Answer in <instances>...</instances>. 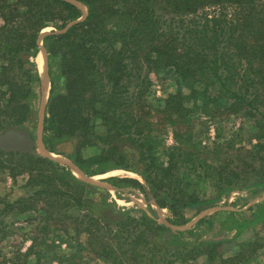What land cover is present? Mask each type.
<instances>
[{"label":"trees","instance_id":"trees-1","mask_svg":"<svg viewBox=\"0 0 264 264\" xmlns=\"http://www.w3.org/2000/svg\"><path fill=\"white\" fill-rule=\"evenodd\" d=\"M74 1L87 10L83 21H78L82 17L80 8L67 1L0 0V54L1 57H10L17 70H24L27 84V89L19 92L16 99L12 96L5 106V109L21 110L23 114L8 115V121L1 124L3 127H23L28 120L25 114L29 112L31 102L40 96L39 72L29 59L25 61L22 57L34 58L38 54L36 40L43 29L52 27L62 31L78 21L63 34L45 36L42 42L49 60L50 79L43 141L51 152L59 154L55 147L63 140L70 139L76 145L75 132L93 129L84 126L85 129L81 130L82 126L78 125L77 129L65 132L61 126L58 127L55 110L61 105V110L69 109L72 114L81 111L101 113L102 120L109 123L107 131L111 134V150L130 146L139 161L143 160V149H137L133 140L124 138H129L132 132L140 135L132 107L144 94L141 86L146 84V78L142 76V68H170L179 83L188 89L193 88L194 94H198L194 88L202 84L204 89L217 87L223 97L231 100L232 107L255 122L259 138L255 152L257 155L264 153V0ZM52 59L58 63L55 77L51 75ZM26 67L30 70H25ZM169 98L178 105L171 111L180 109L181 91ZM74 99L84 102L82 106L77 104L79 110L72 106L68 108V103ZM71 159L87 177L103 175L119 167L142 175L155 204L170 213L168 222L177 227L185 226L189 215H197L212 207L219 199L238 190L242 183L236 172L229 170L226 174L225 169H214L205 161L191 159L188 153L179 151L169 154L167 167L158 168L161 177L168 179L172 172L185 169L186 175L194 174L199 182L214 189L211 198L177 196L167 192L147 176L145 166L142 171L135 170L132 166H119L113 160H103L100 156L83 159L76 154ZM42 160L33 154L0 151V173L9 171L14 179L33 171V166ZM56 169L62 170L61 177L68 184L87 186L70 171L58 165ZM30 179L32 184L37 181L36 177ZM107 182L116 188L143 191L135 180L111 178ZM73 201L78 207L86 205L75 198ZM16 205L8 204L0 211V219L7 208L12 210ZM26 208L22 209L24 213L31 209ZM98 216L102 228L95 231L86 228L85 231L92 241L104 248L99 256L118 262L121 257L142 259L145 252L149 257L148 264H153L155 255L163 252L167 245L163 235L169 231L168 228L147 216L141 220L145 231L137 234L131 217L122 216L120 220L111 221L103 217V213ZM204 222L207 219L199 220L198 225ZM123 223H126L125 228ZM197 229L178 233L177 243L184 245L187 242L184 237L188 235L198 241ZM109 241L118 245V252L104 245ZM216 244L219 243L200 242L198 245L208 247ZM0 264L12 262L3 259Z\"/></svg>","mask_w":264,"mask_h":264},{"label":"rangeland","instance_id":"rangeland-1","mask_svg":"<svg viewBox=\"0 0 264 264\" xmlns=\"http://www.w3.org/2000/svg\"><path fill=\"white\" fill-rule=\"evenodd\" d=\"M74 3L82 11L79 20L83 21L87 10L78 2ZM63 33L47 27L39 33L36 44L43 47L45 36ZM1 56L0 134L7 129H25L33 138L37 137L47 150L43 141V121L50 79L48 77L49 87L43 105L40 135L37 126L42 91L40 86L39 98L31 102V108L25 114L27 123L21 128L3 127L1 124L8 121V115L23 114L21 110L5 109V106L12 96L16 99L19 92L26 90L27 84L24 70H17L16 63L11 62L10 57ZM35 58L29 57V61L36 67ZM46 62L48 72L49 60ZM57 69V60L52 59L53 77L57 75ZM142 69V76L146 78V84L141 86L144 94L132 107L140 135L132 132L129 138H124L133 140L137 149H143V160L139 161L130 146L111 150V134L107 131L109 123L102 120L101 113L87 114L81 111L72 114L69 109L61 110V105L58 106L55 110L58 123L55 124L65 132L77 129L78 125L82 126L81 130L85 129L84 126L93 129L75 132L76 145L68 139L55 147L59 152L63 142H71L73 148L70 156L60 151L54 154L58 157H44L36 147V152L31 154L43 160L33 166V171L14 179L9 171L0 173V211L8 204L17 203L12 210L7 208L0 219V260L5 259L12 264H148L149 257H146L145 252L142 259L121 257L118 262L98 255L102 254L104 248L92 241L85 229L95 231L102 228L98 215L103 213V217L111 221L120 220L122 216L131 217L135 221L133 226L136 234L145 231L141 222L145 216L168 228L169 231L163 235L167 245L163 252L155 255L153 264H264V153L257 155L255 152L259 142L255 122L232 107L231 100L223 97L217 87L204 89L202 84L194 88L198 91V94H194L191 91L193 88L188 89L179 83L170 68ZM25 70L30 68L26 67ZM179 91L182 96L178 101L180 109L171 111L172 107L178 105L169 96ZM77 104L82 106L84 102L74 99L68 103V108L72 106L79 110ZM97 137L101 140H97ZM141 145L143 147H138ZM62 149L67 150L65 147ZM178 151L181 154L188 153L191 159L203 160L214 169H225L226 174L229 170L236 172L242 181L238 190L219 199L212 207L197 215H189V222L182 227L168 222L171 216L166 209H162L160 215L154 211L150 203L154 200L142 175L119 167L85 179L70 163L71 158L78 154L83 159L100 156L103 160L110 159L119 166H132V169L140 171L145 166L147 176L167 192L177 196L185 194L211 198L214 189L199 182L194 174L186 175L185 169L172 172L168 179L161 177L158 168L167 167L169 154ZM132 153L136 159L131 156ZM57 165L70 171L87 186L68 184L61 177L62 170L56 169ZM126 173L132 175L127 176ZM32 177L37 178L35 184L30 182ZM111 178L135 180L143 191L113 187L107 182ZM74 198L86 205L76 206ZM26 207L31 209L24 213L22 209ZM203 219H207V222L198 225V221ZM122 225L125 228L126 223ZM194 228H199L195 231L198 241L188 235L184 237L187 242L179 245L177 234ZM200 242L219 244L205 247L198 245ZM104 245L118 252L115 242L109 241ZM147 248L151 249L150 246Z\"/></svg>","mask_w":264,"mask_h":264},{"label":"water","instance_id":"water-1","mask_svg":"<svg viewBox=\"0 0 264 264\" xmlns=\"http://www.w3.org/2000/svg\"><path fill=\"white\" fill-rule=\"evenodd\" d=\"M66 1L69 3L75 4L74 1H71V0H66ZM78 21H80V20H78ZM78 21H76V22H78ZM76 22H73V23L67 25L64 30L60 31V33H63L64 31H66L72 24H74ZM37 46H38L39 52H40V48H43V47L40 45H37ZM43 50H44V48H43ZM28 59H29V56H23V60H28ZM46 60H47V55H46ZM46 67H47V62H46ZM47 76H48V72H47ZM40 88H41V86H40ZM41 95H42V93H41ZM41 99H42V96H41ZM38 143H39L38 138L37 137L33 138L32 135L25 129H7L3 133L0 134V151L5 152V153L18 152V153L31 154V153L36 152V147L38 146ZM61 146L65 147L67 150L60 149V151L63 152L64 154L70 156L72 153L73 144L71 142H67V143L61 144ZM42 147L45 151H47L44 148L43 143H42ZM47 152L55 154L54 152H51V151H47ZM131 156L134 159H136V156L133 153L131 154ZM70 163L80 171V169L76 165H74V163H72L71 161H70ZM85 177H87V176H85Z\"/></svg>","mask_w":264,"mask_h":264},{"label":"bare ground","instance_id":"bare-ground-1","mask_svg":"<svg viewBox=\"0 0 264 264\" xmlns=\"http://www.w3.org/2000/svg\"><path fill=\"white\" fill-rule=\"evenodd\" d=\"M42 49V50H41ZM40 54L37 56V58H35V63H36V66H37V69L39 70V78H40V83H41V93H42V99H41V104H40V113L38 114V120H39V124H38V132H39V135H40V131H41V128H42V117H43V105L46 101V98H47V93H48V87H49V80H48V76L46 74V62H45V52L43 50V48H40ZM41 140V139H40ZM38 150H39V153L40 155H43L44 157H58L52 153H47V151H44L43 150V147H42V142L39 141L38 143ZM52 160V158H49ZM54 161V160H53ZM68 166H70L71 168L73 166H71V164H67ZM75 168V166H74ZM76 171L80 172L78 169L75 168ZM81 173V172H80ZM127 176H130L132 174H129V173H126ZM81 175H83L81 173ZM84 176V175H83ZM85 179H88V177H84ZM151 203V206L153 207L154 211L157 213V214H162V209L158 208L157 205L150 201Z\"/></svg>","mask_w":264,"mask_h":264},{"label":"crops","instance_id":"crops-1","mask_svg":"<svg viewBox=\"0 0 264 264\" xmlns=\"http://www.w3.org/2000/svg\"><path fill=\"white\" fill-rule=\"evenodd\" d=\"M42 50V49H41ZM41 52V51H40ZM40 52L38 53V55L40 54ZM45 52V51H44ZM38 55H36V58H37V56ZM45 62H46V54H45ZM37 67V66H36ZM38 70V69H37ZM38 72H39V70H38ZM46 74H47V67H46ZM48 78V77H47ZM41 82V81H40ZM43 91V90H42Z\"/></svg>","mask_w":264,"mask_h":264},{"label":"flooded vegetation","instance_id":"flooded-vegetation-1","mask_svg":"<svg viewBox=\"0 0 264 264\" xmlns=\"http://www.w3.org/2000/svg\"><path fill=\"white\" fill-rule=\"evenodd\" d=\"M66 142H69V141H65V142H63V143H66ZM57 147H58V145H57ZM60 147V146H59ZM63 148V146L60 148V149H62ZM47 150H49V149H47ZM50 151V150H49ZM60 152V151H59Z\"/></svg>","mask_w":264,"mask_h":264}]
</instances>
